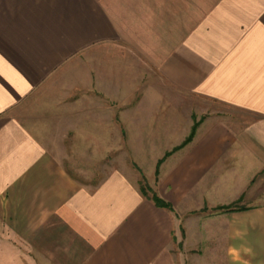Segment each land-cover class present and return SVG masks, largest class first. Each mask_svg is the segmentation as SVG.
Instances as JSON below:
<instances>
[{
	"label": "crops",
	"instance_id": "crops-1",
	"mask_svg": "<svg viewBox=\"0 0 264 264\" xmlns=\"http://www.w3.org/2000/svg\"><path fill=\"white\" fill-rule=\"evenodd\" d=\"M0 264H264V0H0Z\"/></svg>",
	"mask_w": 264,
	"mask_h": 264
},
{
	"label": "rangeland",
	"instance_id": "rangeland-1",
	"mask_svg": "<svg viewBox=\"0 0 264 264\" xmlns=\"http://www.w3.org/2000/svg\"><path fill=\"white\" fill-rule=\"evenodd\" d=\"M75 157L77 165H75L72 161L66 160L65 166L70 167V164H72L74 167L73 170L77 175L84 176L87 173L91 174L90 176H92L94 183L97 181L99 182V179L102 178L109 171V169L111 170L112 167H117L121 164H128L132 166V156L130 155L111 154L103 157L93 155H77ZM136 171L139 174L138 185H140L141 181L145 184L146 180L143 174H141L138 170Z\"/></svg>",
	"mask_w": 264,
	"mask_h": 264
},
{
	"label": "trees",
	"instance_id": "trees-1",
	"mask_svg": "<svg viewBox=\"0 0 264 264\" xmlns=\"http://www.w3.org/2000/svg\"><path fill=\"white\" fill-rule=\"evenodd\" d=\"M197 125H198V122H194L191 134L186 138V141L184 143L188 142L192 138L194 130L196 129ZM143 181H144V179H143ZM139 189H140L141 193L144 196H146L147 198H150L155 203V205H157L159 207L166 208L168 210H171V206L167 202H165L162 199H160L154 193L150 194V192H151L150 188L146 184H143L142 181H141V183L139 185ZM148 191H149V193H148ZM237 205H238L237 203H231V204H228V205L226 204V206L215 207L214 210L218 209V210H224V211H232V210H236V209H241ZM206 209H207V207L205 206L203 208V210H206Z\"/></svg>",
	"mask_w": 264,
	"mask_h": 264
}]
</instances>
